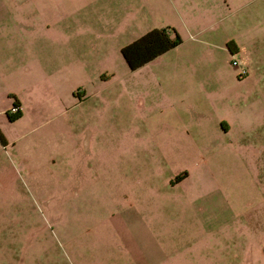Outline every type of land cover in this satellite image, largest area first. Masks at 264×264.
<instances>
[{"label": "rangeland", "instance_id": "374dc122", "mask_svg": "<svg viewBox=\"0 0 264 264\" xmlns=\"http://www.w3.org/2000/svg\"><path fill=\"white\" fill-rule=\"evenodd\" d=\"M146 1L0 0V264H264V0L197 21ZM187 24L215 44L174 76ZM165 25L180 50L129 69L116 43Z\"/></svg>", "mask_w": 264, "mask_h": 264}, {"label": "crops", "instance_id": "0c3cea01", "mask_svg": "<svg viewBox=\"0 0 264 264\" xmlns=\"http://www.w3.org/2000/svg\"><path fill=\"white\" fill-rule=\"evenodd\" d=\"M145 1L146 0H131V1L127 2L124 0V3H123L124 15L122 16V20L123 21H130V20H134L136 18L139 19V18H141L142 15H146V14L151 15L152 12L149 11V8L145 6ZM248 1L249 0H187L183 4H179L177 2V0H171L170 4H171V9L174 7L175 8L174 12L178 13L180 15H183L186 20L197 21L200 18H203L204 16L207 17V16L213 14L215 12V10L219 9L223 12L231 11L230 10L231 8H232V10H235L238 8V6H241ZM148 4L151 5L149 2H148ZM16 19L17 18H15V20ZM11 20H13V19L11 18ZM176 28H178V27H176ZM203 28H204V26H199V24H194V27H190L189 24L186 25L188 37H189V40L193 41L191 43V46L195 49L196 55L194 53V56H190V55H187V57L182 56L179 60H176V61H180V62L173 61V62L167 63V65L165 67H161V69L162 70L168 69L172 75L176 76V75H182L183 69H185V67H187V68L193 67L194 69H197V68L202 69L204 66H206L207 63H205L200 58L199 51L203 50L204 47L205 48H208V47L211 48L212 47L211 45H213L215 43L213 41H207V39H206L207 34H205L203 32ZM121 31H123V29ZM114 33H115V35H117L119 37L121 34H123L122 32H117L116 29L115 30L112 29V30L106 31L107 38H111V36H114ZM96 34H97L96 36H98V37L102 36V32H100V31H96ZM202 35H205V39H203ZM128 41H130V40H128ZM128 41H126V42H128ZM225 43L226 42L224 41V45L226 47ZM123 44H124V41H118L116 43V48L119 49L120 46ZM234 46L235 47H233V48L236 51L241 50L242 45H238L235 42ZM180 47H181V43H179V45L176 48H174V50L177 49V51H179ZM171 48H173V47H171ZM171 48H169V49H171ZM226 49L229 50L227 47H226ZM243 51H245V50H243ZM164 52H162V53H164ZM162 53H160L159 55H161ZM159 55H157V56H159ZM157 56H155V57H157ZM195 57L198 58L199 60L198 61L195 60ZM154 58H152V59H154ZM152 59H150L149 61H151ZM147 62H145V63H147ZM200 74H201V72H200ZM203 80L204 79L201 77V75L198 74V79L196 82L198 89H201V84L203 83ZM165 81L166 80H164V79H160V80L154 79L155 84H157L158 88L162 90L161 94H160L161 95L160 97L162 98V103H164L167 107L168 106L170 107L172 102L175 100L179 101L181 104H184V102H185L184 98H182V96L179 95V92H177V90L174 88L173 84H172L173 88L169 92L163 90L162 86H163V84H165ZM182 81L184 82L185 80L182 79ZM168 84H169V82H168ZM200 106H203V104L201 102H199V100H197V104H193L191 102L190 108L192 109L194 107V109H195L192 112V114L197 116L198 115L197 111H199L198 108ZM263 124H261V125H263ZM218 126H219V129L221 130V133L223 134L222 135V143H225L224 136H225V134H228V132L230 131L231 125L227 119H225L223 116L222 117L220 116L218 119ZM257 126H254L252 128L255 129V127H257ZM228 140H230V139L228 138ZM181 172H183V171H181ZM181 172H179V173H181ZM186 174H187V172L184 170L183 176H181L178 180L174 179V181L171 178H169L168 183L172 185L174 182L179 181L184 176H186Z\"/></svg>", "mask_w": 264, "mask_h": 264}, {"label": "trees", "instance_id": "16d2710c", "mask_svg": "<svg viewBox=\"0 0 264 264\" xmlns=\"http://www.w3.org/2000/svg\"><path fill=\"white\" fill-rule=\"evenodd\" d=\"M181 41V37L173 26L165 25L161 27H151L133 38L132 40L124 43L120 46L119 51L123 57L127 67L134 69L167 49L177 45ZM226 47L229 52L236 51L233 47L234 42L228 40ZM19 103L15 99L12 103L15 112L6 113L9 119H14L19 113ZM1 139V134H0ZM184 175V171L174 176V179L178 180Z\"/></svg>", "mask_w": 264, "mask_h": 264}, {"label": "built area", "instance_id": "2783aa9c", "mask_svg": "<svg viewBox=\"0 0 264 264\" xmlns=\"http://www.w3.org/2000/svg\"><path fill=\"white\" fill-rule=\"evenodd\" d=\"M231 63L234 64V65H236L237 64V61L235 59H232L231 60ZM243 72H245V70L242 69V70L239 71V74L240 73H243Z\"/></svg>", "mask_w": 264, "mask_h": 264}]
</instances>
